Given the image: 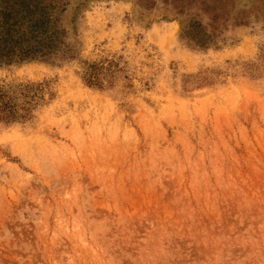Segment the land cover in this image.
<instances>
[{
	"label": "rangeland",
	"instance_id": "1",
	"mask_svg": "<svg viewBox=\"0 0 264 264\" xmlns=\"http://www.w3.org/2000/svg\"><path fill=\"white\" fill-rule=\"evenodd\" d=\"M0 264H264V0H0Z\"/></svg>",
	"mask_w": 264,
	"mask_h": 264
},
{
	"label": "trees",
	"instance_id": "2",
	"mask_svg": "<svg viewBox=\"0 0 264 264\" xmlns=\"http://www.w3.org/2000/svg\"><path fill=\"white\" fill-rule=\"evenodd\" d=\"M12 15H16V17L20 18L21 16H24V15H21L20 13H22V10H17L15 7H12ZM20 12V13H19ZM8 16H11L10 15H3V20H4V24L6 25V21H7V18ZM18 18V19H19ZM43 22V18H36V24H40ZM18 22L17 20L15 22H13L11 25L9 24L8 26V30L7 32H9V30L14 26L16 25ZM12 26V27H11ZM31 27L29 28V30L27 32H23L21 35L18 34V33H15L13 32L12 30V35H13V38L16 39L15 43L17 42H21L22 38H24L25 41L31 43L33 46H31V48H28L27 50H24V52L21 54L22 57H33L37 54H40L41 56H45V54H47L48 52H50L54 46H52L51 43H54L53 40H48L47 36L45 35L46 33V30H43V29H39L38 30H35L34 31V25H30Z\"/></svg>",
	"mask_w": 264,
	"mask_h": 264
}]
</instances>
